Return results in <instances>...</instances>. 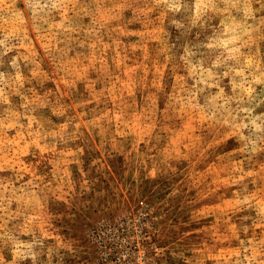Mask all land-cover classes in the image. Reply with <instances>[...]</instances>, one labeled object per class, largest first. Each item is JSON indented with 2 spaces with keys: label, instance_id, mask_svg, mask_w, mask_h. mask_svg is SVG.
<instances>
[{
  "label": "rangeland",
  "instance_id": "obj_1",
  "mask_svg": "<svg viewBox=\"0 0 264 264\" xmlns=\"http://www.w3.org/2000/svg\"><path fill=\"white\" fill-rule=\"evenodd\" d=\"M0 264H264V0H0Z\"/></svg>",
  "mask_w": 264,
  "mask_h": 264
}]
</instances>
